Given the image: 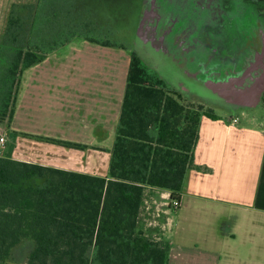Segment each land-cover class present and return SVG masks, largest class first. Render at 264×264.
Wrapping results in <instances>:
<instances>
[{"label":"trees","instance_id":"1","mask_svg":"<svg viewBox=\"0 0 264 264\" xmlns=\"http://www.w3.org/2000/svg\"><path fill=\"white\" fill-rule=\"evenodd\" d=\"M94 2L17 0L6 11L0 30V122L7 125L24 70L70 43L121 48L130 60L105 175L0 155V264H168V241L154 240L157 228H145L139 217L145 190L168 191L180 203L201 119L219 117L151 75L101 20L103 5ZM24 246L25 261L19 263Z\"/></svg>","mask_w":264,"mask_h":264},{"label":"crops","instance_id":"2","mask_svg":"<svg viewBox=\"0 0 264 264\" xmlns=\"http://www.w3.org/2000/svg\"><path fill=\"white\" fill-rule=\"evenodd\" d=\"M51 57L55 61L46 63ZM129 60L124 49L82 40L25 69L12 120L9 125L0 122V133L6 136L0 155L105 175ZM231 118L201 119L194 165L185 177L179 206V211L185 207L184 219L198 221L192 226L199 230L193 246L200 254L195 260H179V251L194 247L163 231L169 264H264V125L238 126ZM150 192L159 190H145ZM207 216L215 222L202 225Z\"/></svg>","mask_w":264,"mask_h":264},{"label":"rangeland","instance_id":"3","mask_svg":"<svg viewBox=\"0 0 264 264\" xmlns=\"http://www.w3.org/2000/svg\"><path fill=\"white\" fill-rule=\"evenodd\" d=\"M13 1L17 0H0V30ZM94 3L103 5L99 10L101 20L111 26L118 40L130 45L151 75L157 73L186 98L206 107L211 105L222 120L237 118V123L232 124L257 129L264 125V0H95ZM54 61L51 57L46 63ZM157 194L150 192L145 196L150 207L145 209L146 220L141 223L154 220L161 223L164 219L163 213L157 215L159 202L152 203V198L160 201ZM179 208L177 213L169 214L164 235L172 240L182 238L194 247L199 230L194 231L192 226L198 221L192 216L191 220L184 219L185 207L181 211ZM215 220L207 216L201 223L207 225ZM144 227H156L161 232L160 225ZM20 248L23 259L19 257V263L25 261L27 253L25 246ZM199 254L200 250L194 247L182 249L177 257L195 260Z\"/></svg>","mask_w":264,"mask_h":264},{"label":"built area","instance_id":"4","mask_svg":"<svg viewBox=\"0 0 264 264\" xmlns=\"http://www.w3.org/2000/svg\"><path fill=\"white\" fill-rule=\"evenodd\" d=\"M231 121L233 123H236L237 122V118H231ZM5 140H6V136L4 135V133H0V147L4 146ZM153 189L159 190V189H156V188H153ZM158 195H159V200L160 201H157L156 198H152L151 197L153 199L152 203L159 202L160 207L157 210V215L161 216V214L163 213L165 215L164 216V221L159 223L157 220H154V222H149V223L146 222V223H144V226L145 225H148V226H150V225H160L161 226V232H160V230L159 231L155 230L152 233V236H153L154 240H160L161 237H163L162 233L165 230V226L167 225L168 222H170L169 214L171 212H176L177 209L180 206L179 201L170 199V193L168 191L159 190ZM145 196H147L146 193H145ZM156 206H157V204H156ZM149 207H150V204H149V202L147 200V197H145L144 203H143V205H142V207L140 209V213H139L140 220H142V219L146 220L145 213H146V210Z\"/></svg>","mask_w":264,"mask_h":264},{"label":"flooded vegetation","instance_id":"5","mask_svg":"<svg viewBox=\"0 0 264 264\" xmlns=\"http://www.w3.org/2000/svg\"><path fill=\"white\" fill-rule=\"evenodd\" d=\"M210 102L212 103V100H210ZM210 102H209V104H211ZM209 107H211V105H209Z\"/></svg>","mask_w":264,"mask_h":264}]
</instances>
